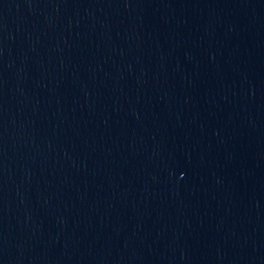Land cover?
<instances>
[{
	"label": "water",
	"instance_id": "water-1",
	"mask_svg": "<svg viewBox=\"0 0 264 264\" xmlns=\"http://www.w3.org/2000/svg\"><path fill=\"white\" fill-rule=\"evenodd\" d=\"M0 264H264V0H0Z\"/></svg>",
	"mask_w": 264,
	"mask_h": 264
}]
</instances>
